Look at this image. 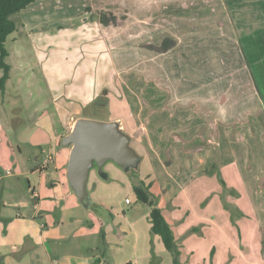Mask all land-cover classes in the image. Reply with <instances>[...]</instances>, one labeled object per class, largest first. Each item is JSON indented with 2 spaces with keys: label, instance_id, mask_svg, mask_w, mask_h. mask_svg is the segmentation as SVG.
Masks as SVG:
<instances>
[{
  "label": "crops",
  "instance_id": "1",
  "mask_svg": "<svg viewBox=\"0 0 264 264\" xmlns=\"http://www.w3.org/2000/svg\"><path fill=\"white\" fill-rule=\"evenodd\" d=\"M73 1L75 6L69 12L65 4L60 5L64 0H35L17 19L18 33L29 38L47 85V104L63 116L56 119L57 125L53 117H45L48 122L43 127L53 130L51 146L40 147L35 163L29 164L31 168L23 163L18 167L21 172L17 175L27 176L29 196L10 206L7 198L13 194L3 196L0 191V264H172L161 238L151 233L148 215L152 208L159 209L171 227L179 245L180 264H264L260 259L264 255L260 250L262 228L252 227L262 207L257 199L264 193V182H260L264 166L258 167L255 161L257 170L252 166L251 176L245 165L247 146H261L264 151V20L254 30L259 42L251 46L249 37L242 38L241 51L245 57L247 53L248 67L237 49L244 68L237 60L220 59L219 48L232 42L215 43L210 63L214 66L213 84L220 83L216 84L218 91L209 90L205 97H170L168 87L172 82L174 87L182 83L181 76L173 80L160 74L144 78L128 60L146 55L162 65L176 59L173 55L177 51H185L182 40L187 33L175 22L170 29L165 25L164 5L173 1L180 9L176 0ZM143 2L151 4L143 6L140 14L128 5ZM189 2L193 11L205 9L213 19L226 15L220 0ZM87 7L93 12L125 16V20L103 26L91 20L90 13H84ZM261 12L259 7L262 19ZM211 25L222 35L230 29ZM167 37L176 41L170 50H146V45L159 46ZM190 64L185 61L177 67L185 71ZM129 76H135L142 85L156 80L154 87L160 94L149 96V102L158 103L159 110L141 99H136V109L133 102L125 101L121 92L130 91ZM103 91L107 93L106 103L92 108L106 113L108 102L110 109L114 105L120 108L121 115L110 113V120L105 122L119 124L140 160L134 173L111 161L101 170L94 166L86 183L90 204L84 207L67 179L71 146H63L61 141L77 119L91 118L85 114V107ZM19 158L11 155L13 161ZM249 160L254 164L251 157ZM245 176L250 178V198L245 196ZM3 179L0 175V182ZM140 182L150 185L154 198L151 207L136 201L133 187ZM12 184L8 181L7 192ZM116 190L131 193L133 206V200L126 197L122 204L115 201L112 193ZM214 196L221 201L208 200ZM30 197L33 202L28 204ZM244 212L245 219H237ZM231 218L237 219L235 224ZM259 223L261 227L264 221Z\"/></svg>",
  "mask_w": 264,
  "mask_h": 264
},
{
  "label": "rangeland",
  "instance_id": "2",
  "mask_svg": "<svg viewBox=\"0 0 264 264\" xmlns=\"http://www.w3.org/2000/svg\"><path fill=\"white\" fill-rule=\"evenodd\" d=\"M64 1V3L60 2V5L65 4L67 6L66 9L71 12L72 8L75 6V2L73 0ZM207 1L209 2L212 0H205V2ZM220 1V3L224 2L226 15L224 19L220 18L218 20L215 19V17L213 19L212 14L205 9H197V12L193 11V9L190 8L192 3L190 4L189 0H176L178 5L180 4L181 6L180 9L172 3L173 1L166 2L164 5L166 16L165 25L167 29H170L176 23V25L179 26L180 31L187 33V35L182 40L185 51H177L175 54L176 56L173 55V57L176 59L170 58L166 61L163 60L164 62L162 65H160L157 60L154 61L153 58L151 59L150 56L149 59L146 57V55H141L139 60H137V57L134 56L133 59L128 60V63L133 62L136 71H138L140 75L144 74V78L147 76L150 78H156L160 74L167 75L171 80H173L175 76H181L183 80L182 83H175L178 86L174 87V82H172V84L168 87L167 92L170 93V97L171 95L181 96L182 94L183 97L192 94H195L198 97H205L209 90L212 92L218 91L216 84L220 85V83L213 84L212 81L213 75L211 72L214 66L210 63L211 48L215 46V43L224 40L226 41L227 39L229 42H232L233 45L225 46V48H219L217 53L221 56L220 59L237 60L239 63L238 66L241 68H244V63L246 67H248L249 59L247 57V53L245 57L244 52L241 51V46L243 44L242 38L249 37L251 46H254L255 43L259 42L257 35H254V30L258 29L259 23L261 20H264V0ZM93 2L96 3L98 0H93ZM131 4L134 6L132 12L140 14L144 9L143 6L147 7V5L149 6L151 3L143 2L142 5L128 3L129 6ZM111 5L113 8L115 7L113 4ZM259 7L263 10V12H261L262 19L261 14L259 13ZM216 9L217 8L214 6L213 10ZM19 14L20 13L11 17L16 28L14 32L7 36L4 44L8 52L6 63L10 66V73L9 79L5 83L4 92L0 91V175H4L5 178L0 182V191L2 192L3 196L8 195L9 193L13 194L12 197L10 196L7 198V202L10 203V206L18 199L24 198L25 195L29 196L27 194V176L19 177L17 173L21 172V170L18 167L23 163L28 168L31 161L35 163V156L39 153L38 150L41 146L43 149L49 148V145L51 146L50 141L53 136V130L49 127H43L48 122L45 117L50 116L51 119L53 117V120H55L54 124L57 125L56 119L63 116L62 114L58 115L55 113L57 108L52 110L51 106L49 107V104H47L49 100V92L43 78L42 71L39 69V67H37L33 47L28 37L18 33L19 27L17 19ZM172 16L180 17V19L177 20L174 17L172 18ZM184 18H186V20L183 21ZM194 18H196L197 21H195ZM190 19L193 20V22H191ZM211 24L219 25L220 27L224 25L230 29L226 30L224 36L222 35L221 30L219 33L218 28H212ZM205 25H207L206 28H204ZM244 26H246V30L244 29ZM170 39L174 40L173 38ZM210 42L212 43L208 47L207 43ZM190 43L191 45H189ZM236 49L240 53L241 59L244 63L241 62L239 57L236 55ZM146 50L149 49L146 48ZM181 53L182 56H179ZM185 61L192 64L187 66L185 71L183 69L180 71V68L177 66L182 62L184 63ZM1 74L2 72L0 71V77ZM136 74L137 73L135 72L134 75ZM126 80L130 82L128 83L130 86V91L123 90L121 95L125 96V101L128 100L130 103L133 102L135 109L138 107L136 104V99H141L146 105V103L149 102V96L156 97V95L159 96L160 94V92L154 87L156 84V80L154 79H151L152 82L149 84L143 85V82L135 80V76L126 77ZM232 93L233 91H231V94ZM149 104L150 106H156L158 110L160 109L158 108V103L155 105L154 102H149ZM96 106L100 107V105ZM111 108L112 109H110L108 102L106 106V113L105 111L101 113L100 111L102 110L97 111L94 108H90L89 112H86L85 114H88V116H90L92 119L99 121L110 120V113H113L114 115L118 113L121 115L120 108H118L116 105L112 106ZM187 109H189V107H187L186 110ZM42 110H45V113H42ZM255 119L262 125V121L258 119L257 116H255ZM172 122L175 124V121ZM247 149V160L245 161V165L247 166L248 171L252 169V166L256 167L255 161L259 162L258 167L263 168L264 151L261 146H247ZM12 154H15L16 157L20 156V158L17 159V161H13L11 160ZM250 157L254 164L250 165ZM119 168L122 169L121 167ZM41 169L43 168L41 167ZM253 170H257V167ZM134 171H136V169L132 168L129 170V173H134ZM251 172L254 171H249L248 174L251 175ZM35 177L37 178L38 175H35ZM242 179L245 180V186L248 191V187L250 186V178L245 176L242 177ZM8 181H13L15 184L10 185L9 188L12 190L7 192L6 186ZM260 182H264V177H261ZM246 189H241V191H245ZM112 196L115 197V201L121 202V204L123 203L125 197L129 200H133L132 204L130 205L131 207L133 206L134 197L131 193L128 194L116 190L112 193ZM245 196L249 197V191ZM260 196L261 199H257V202H260L262 207L260 208L259 212H256V215L259 214L257 223L252 227L262 228L260 236H262L263 242L261 244L262 246L260 250L264 252V224H262L263 226L260 227L259 223L260 220L264 221V193L261 192ZM211 199L214 201H221L218 196H214L208 200ZM30 202H33L31 197L30 201H28V204H30ZM246 215L247 214L245 212L241 213L237 219H245ZM237 219L231 218V223L235 224ZM235 230H237V225ZM261 256L262 257L260 259L264 261V255Z\"/></svg>",
  "mask_w": 264,
  "mask_h": 264
},
{
  "label": "water",
  "instance_id": "3",
  "mask_svg": "<svg viewBox=\"0 0 264 264\" xmlns=\"http://www.w3.org/2000/svg\"><path fill=\"white\" fill-rule=\"evenodd\" d=\"M61 144L71 146L66 164L67 179L84 207L90 204L86 183L94 166L101 170L111 161L127 172L136 169L140 160L129 146V137L116 122L79 118Z\"/></svg>",
  "mask_w": 264,
  "mask_h": 264
},
{
  "label": "trees",
  "instance_id": "4",
  "mask_svg": "<svg viewBox=\"0 0 264 264\" xmlns=\"http://www.w3.org/2000/svg\"><path fill=\"white\" fill-rule=\"evenodd\" d=\"M35 0H0V71L2 72L0 77V91L4 92L5 83L9 79L10 66L6 63L8 52L5 48V41L9 34L15 31V23L12 20V16L20 13L27 6L33 3ZM84 13H90V19L96 21L103 26L117 25L119 22L125 19V16H117L113 12L109 11H92L90 8H85ZM175 41L170 38H165L159 46L146 45V48L156 51L158 53H164L175 46ZM106 91H103L93 102L85 107V113L90 108L100 105L103 106L106 103ZM150 185L140 182L137 186L133 187V193L136 201L140 204L152 206L154 198L149 192ZM149 222L151 224L150 230L154 235H158L165 249L172 256V264H180L179 262V245L177 244L173 231L160 210L152 208L148 215Z\"/></svg>",
  "mask_w": 264,
  "mask_h": 264
},
{
  "label": "built area",
  "instance_id": "5",
  "mask_svg": "<svg viewBox=\"0 0 264 264\" xmlns=\"http://www.w3.org/2000/svg\"><path fill=\"white\" fill-rule=\"evenodd\" d=\"M125 202H126V204H129V200H126Z\"/></svg>",
  "mask_w": 264,
  "mask_h": 264
}]
</instances>
